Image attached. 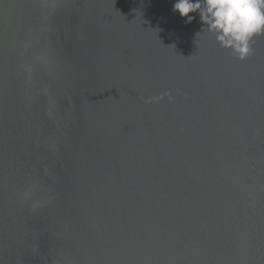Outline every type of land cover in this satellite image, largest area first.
I'll return each instance as SVG.
<instances>
[{"label": "water", "instance_id": "water-1", "mask_svg": "<svg viewBox=\"0 0 264 264\" xmlns=\"http://www.w3.org/2000/svg\"><path fill=\"white\" fill-rule=\"evenodd\" d=\"M175 2L0 0V264H264V35Z\"/></svg>", "mask_w": 264, "mask_h": 264}, {"label": "clouds", "instance_id": "clouds-1", "mask_svg": "<svg viewBox=\"0 0 264 264\" xmlns=\"http://www.w3.org/2000/svg\"><path fill=\"white\" fill-rule=\"evenodd\" d=\"M173 10L188 23L195 19L190 13H199L207 31L240 60L252 54L254 38L264 35V0H176Z\"/></svg>", "mask_w": 264, "mask_h": 264}]
</instances>
